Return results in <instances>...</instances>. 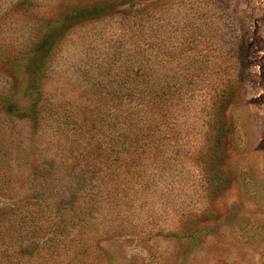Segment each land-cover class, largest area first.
Here are the masks:
<instances>
[{"label": "rangeland", "instance_id": "1", "mask_svg": "<svg viewBox=\"0 0 264 264\" xmlns=\"http://www.w3.org/2000/svg\"><path fill=\"white\" fill-rule=\"evenodd\" d=\"M0 264H264V0H0Z\"/></svg>", "mask_w": 264, "mask_h": 264}]
</instances>
